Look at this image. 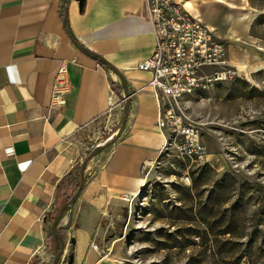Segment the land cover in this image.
<instances>
[{
  "label": "crops",
  "instance_id": "crops-1",
  "mask_svg": "<svg viewBox=\"0 0 264 264\" xmlns=\"http://www.w3.org/2000/svg\"><path fill=\"white\" fill-rule=\"evenodd\" d=\"M153 50L144 0H85L81 10L75 0H0V264L50 263L59 245L49 239L52 219L68 184L97 142L118 139L92 156L57 226L74 239L73 264H101L103 212L116 197H132L163 149L151 75L140 69ZM64 62L73 90L52 111ZM105 118L110 129L94 133Z\"/></svg>",
  "mask_w": 264,
  "mask_h": 264
},
{
  "label": "rangeland",
  "instance_id": "rangeland-1",
  "mask_svg": "<svg viewBox=\"0 0 264 264\" xmlns=\"http://www.w3.org/2000/svg\"><path fill=\"white\" fill-rule=\"evenodd\" d=\"M175 1L182 6L190 2L191 14L224 45L227 65L213 71L231 72L226 80L183 102L207 162L186 159L174 147L163 148L146 171L141 194L136 199L116 197L103 212L97 258L101 264H231L253 249L250 261L263 263L255 248L264 244V71L255 68L264 66V0ZM119 121L122 124L121 117ZM111 123L108 118L98 121L94 133L110 129ZM102 145L97 142L94 148ZM93 157L81 165L86 167ZM224 178L227 185L231 179L236 182L237 192L218 209L210 231L211 218L199 213L212 182ZM196 180L208 186L193 190ZM221 213L231 225V236H213L222 229ZM62 239L60 264H67L74 239ZM58 251L57 243L49 264Z\"/></svg>",
  "mask_w": 264,
  "mask_h": 264
},
{
  "label": "built area",
  "instance_id": "built-area-1",
  "mask_svg": "<svg viewBox=\"0 0 264 264\" xmlns=\"http://www.w3.org/2000/svg\"><path fill=\"white\" fill-rule=\"evenodd\" d=\"M144 3L154 50L140 69L151 75L146 88L156 101V127L166 133L163 148L174 147L182 157L206 163L197 126L187 117L183 102L226 80L231 72L213 71L227 65L226 49L207 26L175 0ZM72 90L64 62L54 78L49 110L63 109Z\"/></svg>",
  "mask_w": 264,
  "mask_h": 264
},
{
  "label": "trees",
  "instance_id": "trees-1",
  "mask_svg": "<svg viewBox=\"0 0 264 264\" xmlns=\"http://www.w3.org/2000/svg\"><path fill=\"white\" fill-rule=\"evenodd\" d=\"M90 56L92 58L96 59L97 61L101 62L102 64H105L104 61L101 60L99 57H97V56H95L93 54H91ZM95 153H96V148H93L87 154L86 159L87 158H91ZM70 177H71V175H69L68 180L70 179ZM201 177H203V176H201ZM204 177L207 180L209 178V176H204ZM224 177L225 178H229L228 176H224ZM225 178L222 181H219V182L218 181L217 182H212L213 183L212 187L208 191V193L206 195L205 203L203 204L202 210L199 213L200 215L202 213L204 216H206L208 218H211V220H212L211 223H210V221L207 223V225L210 228V231H213L214 230L213 228H215V223H216L215 222V216L218 215V213H219L218 209L226 203V201H227V199L229 197V194L237 192L236 182L231 179L230 185H227L225 183ZM66 180H67V177H66ZM209 181H210V179H209ZM206 182H203V183L201 182L200 184H198L197 180H196V181L193 182L192 189L193 190H197V188L199 186H205V185L208 186V183H206ZM78 185H79V174H77L75 176L74 180L71 183L68 184V187H70L72 189V192L75 193L77 191ZM70 200H71L70 197L67 198L66 199V203H69ZM52 220H54V218ZM218 220L223 222V225L221 226L222 229L219 230L217 232V234H214L213 236H216V237L225 236V235H230L231 236L233 234L232 231H231V225L226 223V218H225V216L222 217V213H221V215H220ZM224 220H225V222H224ZM64 233H65L64 230H59L58 231V236L60 238H62V235ZM49 239L56 240V239H54L53 235L51 234V230H50V234H49ZM252 250L253 249H250L249 255H246V254L242 253L241 255L236 256L234 261H233V263H231V264H240V262L242 260H248L249 264H264V261H263V263H261L259 260L256 261V262H251L250 261V258L253 257V254L251 253ZM255 250L258 251V253L260 254V256L264 260V244L261 247L255 248ZM231 251H232V249H230V248L229 249H224V252H226V254L228 252H231Z\"/></svg>",
  "mask_w": 264,
  "mask_h": 264
},
{
  "label": "water",
  "instance_id": "water-1",
  "mask_svg": "<svg viewBox=\"0 0 264 264\" xmlns=\"http://www.w3.org/2000/svg\"><path fill=\"white\" fill-rule=\"evenodd\" d=\"M77 3H78V7L79 9L81 10L83 5H84V2L85 0H75ZM64 19L66 20L67 19V14L66 12L64 13ZM79 50L83 51L82 48L78 47ZM112 69V68H111ZM113 70V69H112ZM114 71V70H113ZM127 113V108H125L124 110V115H126ZM125 122V119L123 120V123ZM113 142V141H112ZM112 142H109L107 144H104L100 147H97L96 148V152L97 151H100L101 149H104L108 146H110L112 144ZM85 163H83L80 167V170H79V185H78V188H77V191L75 192V194L73 195V197L71 198V200L69 201V203H66L65 205H63L60 210L58 211L57 213V216L55 217L53 223H52V226H51V234L53 235V237L55 239H58L59 241V251L55 254V256L53 257V260H52V263L51 264H60V261L62 259V256L64 254V251H65V244H64V241L62 238H60L57 234V226L60 222V220L62 219L65 211L70 208L79 198L81 192H82V189H83V186H84V172H85ZM67 264H73V256L70 255L68 257V261H67Z\"/></svg>",
  "mask_w": 264,
  "mask_h": 264
},
{
  "label": "bare ground",
  "instance_id": "bare-ground-1",
  "mask_svg": "<svg viewBox=\"0 0 264 264\" xmlns=\"http://www.w3.org/2000/svg\"><path fill=\"white\" fill-rule=\"evenodd\" d=\"M183 6L189 13L193 12V10H194L192 5H191V3L188 2V1H186ZM240 67L244 68L243 66H240ZM258 69L259 68H255L256 71H258ZM144 184H145V180L144 179H141V180L138 181V188L133 193L132 199H136L141 194V191H142V188L144 187ZM128 199H130V197H128Z\"/></svg>",
  "mask_w": 264,
  "mask_h": 264
}]
</instances>
